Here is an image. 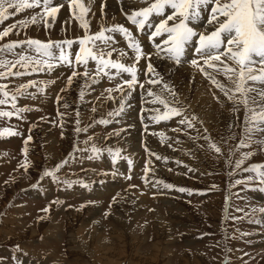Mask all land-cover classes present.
<instances>
[{"label": "rangeland", "instance_id": "obj_1", "mask_svg": "<svg viewBox=\"0 0 264 264\" xmlns=\"http://www.w3.org/2000/svg\"><path fill=\"white\" fill-rule=\"evenodd\" d=\"M59 1L62 0H53L52 4ZM127 1L121 0L116 4L112 1L117 8L118 16L108 11V0L104 1L102 8H100L99 0H80L79 3L84 8H89L83 17L87 24V32H96L102 27L110 28L115 25L131 29V24L122 18L118 8L124 7L123 11L139 8L130 3L131 1ZM146 6L148 5L144 3L142 8ZM76 8L73 21L63 18L64 10H61L55 17L49 19L48 25L41 24L37 19L35 23H31L29 19L28 26L24 27L21 25V20L25 17L23 11L9 16L8 19L0 22V26L10 19L17 18L15 27L8 36L3 37L1 43L11 38L18 41L25 37L40 41L58 39L63 36L76 38L86 32L85 28L81 27V21L76 18L81 15L80 8ZM29 11L25 9V12ZM9 12H14V9ZM209 16L210 13L201 15L202 20L205 19L208 24L205 34L211 33L217 27L215 24H209ZM29 17L32 18L33 14ZM201 23V21L190 22V26L198 28L197 25ZM66 29L68 32L64 34L63 30ZM135 30L140 31L137 27ZM112 37H114L112 40L118 39L117 35ZM22 45L25 47L26 44ZM155 58L157 57H152L149 53L148 57L144 58L152 64L154 69L152 72L147 70L149 63L145 64L141 59L137 63L142 68L138 86H134L133 89L125 88L123 91L117 90L116 93L122 94L108 98L109 100L104 96L105 100L98 98L94 104L95 110L90 108L86 110L84 101L88 102L89 99L85 100L86 96H92V99L99 90L101 94L100 82L84 80L80 76L74 78L71 90L72 93L76 90L80 105L79 108L71 107L73 114L66 117L70 119L73 115V119L79 111V114L85 111L82 117L76 116L82 123L79 127L87 128L90 133L91 128L88 125L90 121L98 126L94 127L97 129L95 133L91 132L86 136L82 134V131L73 132V125H68L70 123L67 121H64L61 127H56L49 100L41 102L38 96L36 98L31 94L26 95L36 99L37 107L41 103L37 112H30V120L34 115L45 113L47 123L38 121L32 126L36 136L33 135L30 149L37 147L35 161L40 162L39 171L38 168H33L35 165L27 171L23 169L26 171L25 174L19 171L20 168H16L19 162L17 152V146L20 145L19 137L22 136L25 125H28L25 115L21 120L8 121V125L17 129V136L0 139V154L5 159L0 163V170L4 173L0 175V184L6 182L0 185V264H219L220 253H228V249L238 258L242 256V253L244 254L242 259H236L234 264H264V214L258 211L260 207L247 206L250 200L258 205L257 198L263 197L253 191L256 197L253 198L254 196H250L248 191V196L243 197L241 202H237L238 196L242 197L246 191L244 183H237V181H244L247 165L255 159L264 160V131L246 132V128L251 125L246 123L243 105L230 101L216 84L208 80V76L214 73L217 78L222 79L223 82L220 81V83L229 89L233 87L232 83L223 71H216L203 65L198 54L194 55L192 60H198L199 67L192 63L186 65L173 63L172 65L169 60L167 63ZM132 59L135 61L134 54L131 56ZM200 67H204L205 72H202ZM182 69L189 71L193 80L187 79L185 83L184 79L179 77L182 73L177 74ZM18 70L22 71L21 68ZM22 78V75L9 77L6 75L0 81L7 82L9 79V84L3 83V85H8V89L13 94L22 97L20 92H17ZM152 79L160 83L155 85L148 83ZM61 81L62 79H59L58 83ZM140 84L144 87H140ZM165 85L168 86L167 89ZM32 87L35 88L36 85ZM250 87L264 89V86L259 84ZM149 91L165 99L170 107L179 109L181 114L171 115L169 112L171 118L160 119L159 122L151 119L153 116H162L167 110L160 104L162 113L156 111L159 108L151 100V97L156 96L148 95ZM129 92L132 97L127 99L130 97L127 94ZM141 92H144L142 98H140ZM196 99H201V104L200 101L197 103ZM121 102L124 104L121 114L110 115L120 109ZM250 106L254 105L250 104ZM104 111H108L109 119L100 116V114L104 115ZM208 113L209 116L206 118ZM176 116L181 118L174 119ZM101 120H107L109 123L106 125L99 123ZM181 120L185 123H181ZM5 125L6 122L0 119V129L6 128ZM146 125L156 126L151 134H142V137H146V141L144 140L141 145L140 154L145 160L151 156L159 167L147 176L148 180L144 178L143 182L153 188L154 190L151 188L149 190L157 192V196L151 201L139 189L127 190L124 195H120L115 200L114 207L108 214L104 215L102 208L108 195L121 184L118 178H109L106 175L92 177L93 171H86L88 163L113 167L108 164V160L106 161V156L110 155L108 149L114 153L117 149L119 150L115 161L132 158V154L137 151L138 129L143 128L146 132ZM177 125H182V134H173L172 130L177 128ZM202 127L203 131L200 129ZM158 133H162L163 136H158ZM89 137L91 142H87ZM158 137L165 142L159 141ZM242 142L251 147L249 148L248 145L241 147ZM211 144L219 147L220 152L211 148ZM89 145L95 146L100 151L98 155L94 154V158L90 161H83L84 159L75 154L68 156L70 151L79 152L82 147ZM174 146L177 149L173 150ZM246 153H253V155L245 156ZM177 158L185 164V168L178 167L183 164H179ZM238 160H243L239 167L236 163ZM65 161L67 163H64ZM46 162L47 165L44 164ZM127 163L121 160L118 166L124 167ZM58 164L62 166L55 173L56 180L44 176L46 170H52ZM81 167H85V170H73ZM12 168L15 171L9 176L8 173ZM60 171L62 173L59 174ZM158 176L163 179H156L159 178ZM49 179H52V183L48 181ZM66 182L74 183L68 187ZM164 182L173 185L175 189L168 193L169 189L164 187ZM87 184L90 187L89 191H87L88 187L82 188ZM182 186L190 190L191 194L188 191H179V187L183 188ZM87 194L93 195L97 201L99 199L98 204L86 205L74 210L54 202L50 204L49 211L45 212L44 216L42 214L43 204L49 198L57 196V200L63 197L62 203L74 202L83 197H92ZM224 194H226L225 199L221 197ZM172 199L176 201L173 200L174 203H172ZM188 200L190 203L182 202ZM225 203L228 208L224 206ZM236 210L253 214H239ZM254 216L258 217V221L262 218L260 222L262 225H254L253 223L258 221H252L249 227H240L242 231L234 239V229L239 228V225L242 226ZM95 222H98L99 227L96 226L97 224L94 225ZM232 240L236 241L232 242ZM63 247H65L64 254L61 251ZM92 256L97 259L103 256L106 259L93 261Z\"/></svg>", "mask_w": 264, "mask_h": 264}, {"label": "snow or ice", "instance_id": "obj_2", "mask_svg": "<svg viewBox=\"0 0 264 264\" xmlns=\"http://www.w3.org/2000/svg\"><path fill=\"white\" fill-rule=\"evenodd\" d=\"M141 2L146 3L148 6L141 9H133L131 14H127V19L135 25L138 29L142 30L145 25L149 22V19L153 15H163L165 18L160 21L159 24L155 25V30L151 33L150 39L155 37L166 36L162 40L164 47L157 45V48L161 52H166L168 54L167 58L180 63V58L184 53L185 44L189 41H192L194 37L198 36V47L196 48V53L201 57L203 65L208 68H213L216 71H223L226 78L232 83V88H227L224 84L216 81L214 77L209 76L213 80V83L221 89L227 96L230 101H234L237 104L243 105L245 110V120L246 123L251 126L246 128V132L251 133L252 131H264V89L250 87L249 82L252 84H261L264 85V0H141ZM52 0H16L13 3V0H0V21L6 20L11 15L20 13L21 11L33 8L36 6H43L44 16L54 17L58 11V8L52 7ZM210 5V16L209 24H215L217 27L208 34L197 33L190 26V22L197 20L201 11ZM70 7H79L81 15L76 18L81 21V27L85 28L87 32V24L84 21V14L88 9L84 8L82 4L79 3V0H72ZM10 9H14V12H9ZM167 9H171L170 14L167 12ZM75 14V13H74ZM31 23L36 22V17H32ZM173 22V23H169ZM29 21H21V25L26 26ZM12 27H15L13 25ZM11 31L10 28H5L3 32H0V39L9 35ZM107 32L120 33L128 40V46L135 53V62L133 65H125L120 62V60L113 61L111 56L116 49L113 47L110 51L105 52L101 49V46L108 48L110 46V41L114 38L112 36L106 35ZM88 42L92 47H86L85 42ZM81 45L80 52L76 54L75 61L77 64L87 63V57L93 61H98L97 75L101 72H104L105 75H110L109 69H115V75L120 73H128L131 78L123 82L124 85H127L129 89H133L134 86L138 83L137 80V68L136 63L142 58V49L138 41L133 38L131 31L122 25H115L110 28H101V30L91 36L86 35L84 38L79 40ZM21 44H26L29 49H33L37 54L42 57L55 58L58 59L61 64L67 63L69 66H72V61L69 59V54L64 51L63 46L71 47L73 44L72 40H65L59 43L42 42L37 39H27L26 41H15L9 42L0 46V52H11L15 48L19 47ZM53 47L60 49L59 57H53L51 49ZM93 49H100L98 52H94ZM83 54V57H82ZM120 57L127 55L124 52H121ZM107 57V58H106ZM260 58L257 61L255 58ZM229 61L231 63H229ZM36 66L32 67V71H52L56 65L49 63L47 59L40 60L35 59L30 56L21 55L20 58L16 61V64H19L21 67L27 68L31 64ZM192 65L200 66L198 60L193 59L191 61ZM256 63H260L261 67L257 69L254 67ZM8 61H0V65H7ZM234 65V66H233ZM15 66V65H13ZM148 72L154 71L152 64L149 62L147 66ZM202 72H205L204 67H200ZM23 72H12L9 70L7 73H0V77L5 75H24ZM208 75L207 73H205ZM79 75L77 72H73L72 76H69V83L74 76ZM87 75V71L84 73ZM95 82V81H94ZM150 84H158L160 81L152 79L149 80ZM35 86L34 82H30L27 85H22L21 89H26L28 87ZM144 87L143 84L139 85ZM6 85H0V93L4 97L8 96V92L4 89ZM165 85V89H167ZM118 91H123L121 85H117ZM19 89L17 92L19 93ZM43 91V89H40ZM111 92L112 90H107ZM231 92V95H229ZM130 95L131 93H127ZM83 95V94H82ZM148 95L156 96V100L153 101L159 102L167 110L162 116L156 117L153 116L151 119L159 122L160 119H170L172 115H180V111L177 108L170 107L169 103L160 97L159 95L149 91ZM15 99V97H13ZM59 99V97H57ZM6 100H0V104H4ZM254 105V106H250ZM124 109V104L121 102V107L118 111L110 113V115L118 116ZM26 108L17 109V113L27 111ZM95 110V109H93ZM159 111L158 109L156 110ZM12 112L0 111V117H11ZM107 120H101L99 123H108ZM185 123L184 120L180 121ZM79 123V121H77ZM90 126V125H89ZM191 127V124L189 123ZM75 131H87V128L77 127ZM3 133H8L9 135H16L14 131H11L8 128L2 130ZM163 136V134H160ZM91 137H89V140ZM31 140V136L25 140V144ZM241 147H246L247 145L243 142L240 145ZM216 152H220V148L215 144L210 145ZM27 153L28 149H23ZM92 151L95 155H98L99 150L92 147ZM110 155L114 156L113 162L115 163V158L119 155V150L117 149L115 153L111 149H108ZM253 153H246L245 156H251ZM94 158L90 156L89 159ZM159 159V157H157ZM64 163H67L66 161ZM129 165L132 164V161H128ZM237 167L243 163V160H238ZM62 165L58 164L52 170H46L44 173L45 177H50L53 180H56L55 175L56 171ZM257 168H264V165H253L250 170L255 171ZM149 171V168L146 164L145 173ZM260 179L257 183L264 184V172L258 173ZM129 179L131 177H128ZM251 179V177L249 178ZM246 181H237V183H245ZM68 187L72 186L74 182H66ZM86 186V185H85ZM155 186V185H154ZM36 187V185H33ZM165 188L171 189L174 186L171 184H164ZM181 192L188 191L191 194L190 190L185 188L178 189ZM42 211L48 212L49 208L46 207ZM260 213L264 214V208L258 210ZM259 222V221H258Z\"/></svg>", "mask_w": 264, "mask_h": 264}, {"label": "bare ground", "instance_id": "obj_3", "mask_svg": "<svg viewBox=\"0 0 264 264\" xmlns=\"http://www.w3.org/2000/svg\"><path fill=\"white\" fill-rule=\"evenodd\" d=\"M85 1V0H84ZM92 1V0H91ZM95 1H97V0H95ZM113 1V0H112ZM112 1L111 0H108V11H110V12H112V14L114 13V14H117L116 13V7L113 5V3H112ZM121 0H117V2L119 3ZM128 1H131L130 3H132L136 8H139V9H141L142 8V5L144 4L143 2H141V0H128ZM127 1V2H128ZM123 3H124V1H123ZM88 5V4H87ZM86 5V6H87ZM122 5V4H121ZM119 6V5H118ZM124 6V5H123ZM88 8V7H87ZM124 8V7H123ZM89 9V8H88ZM131 11V10H130ZM167 11H169V10H167ZM118 15V14H117ZM117 15H115L116 17H117ZM110 16H111V13H110ZM114 16V15H113ZM112 16V17H113ZM119 16V15H118ZM207 16V15H206ZM121 18V17H120ZM119 19V18H118ZM117 22V21H116ZM119 22V21H118ZM192 23H195V21H192ZM196 27V26H195ZM197 29V28H196ZM159 60H161L162 62H167L168 63V59H166L167 57H164V58H162V57H157ZM157 58H155V59H157ZM154 59V60H155ZM166 64V63H165ZM160 65V64H159ZM172 65H173V63H172ZM176 65V64H175ZM163 67H164V65H163ZM166 67V66H165ZM180 67V66H179ZM170 68V67H169ZM171 70V69H170ZM166 71V70H165ZM179 73H182V75L180 76L179 75V77L181 78V79H184V82L186 83L187 82V79H189V80H193V76L189 73V71H186L185 69L183 70H181L180 72H177V74H179ZM167 74V73H166ZM144 77V76H143ZM147 79V78H146ZM197 80V79H196ZM92 97V96H91ZM197 98H199V97H197ZM201 98V97H200ZM197 100V99H196ZM200 101V104H201V99H198L197 100V103ZM194 102V101H193ZM204 102V101H203ZM197 108V107H196ZM224 110V109H223ZM228 111V110H227ZM223 113H224V111H223ZM229 113V112H228ZM208 116H209V113L208 114H206V118H208ZM119 138V137H118ZM49 141V140H48ZM133 143H134V141H133ZM48 145H50V143L48 142ZM132 147V146H131ZM133 147H134V145H133ZM137 147V146H136ZM174 150V149H173ZM99 191V190H98ZM168 198V197H167ZM158 211V210H157ZM168 214V213H167ZM170 214V213H169ZM74 215V214H73ZM159 215V214H158ZM76 217V216H75ZM154 217V216H153ZM161 217V216H160ZM161 219V218H160ZM74 220H76V219H74ZM154 220V219H153ZM152 220V221H153ZM162 220V219H161ZM163 222V221H162ZM153 223V222H152ZM154 223H156V222H154ZM97 224V225H96ZM81 225V224H80ZM94 225H96L97 227H99L98 226V222L96 223H94ZM156 225V224H155ZM94 227V226H93ZM102 227V226H101ZM131 230V229H130ZM129 230V231H130ZM119 231V230H118ZM11 233V232H10ZM136 234V233H135ZM162 234V233H161ZM96 235V234H95ZM141 236V235H140ZM71 237V236H70ZM102 240V239H101ZM106 241V240H105ZM103 242V241H102ZM96 243V242H95ZM97 244V243H96ZM109 244V243H108ZM82 245V244H81ZM94 246H97V245H94ZM99 246V245H98ZM101 247H103V246H101ZM105 247V246H104ZM138 247V246H137ZM94 248H96V247H94ZM100 248V247H99ZM108 248V247H107ZM106 248V249H107ZM73 249V248H72ZM105 249V248H104ZM98 250V249H97ZM73 251H74V249H73ZM108 251V250H107ZM169 252V251H168ZM174 252V251H173ZM96 253H97V251L95 252V253H93L94 255H96ZM102 253H103V251H102ZM106 254H107V252H106ZM51 255V254H50ZM187 255V254H186ZM93 257V256H92ZM100 257V256H99ZM106 258L105 257H103V256H101L99 259H97V258H95V257H93V261H95V260H105ZM111 260V259H110ZM74 261V260H73ZM120 262V261H119ZM118 262V263H119ZM132 263V262H131Z\"/></svg>", "mask_w": 264, "mask_h": 264}, {"label": "built area", "instance_id": "obj_4", "mask_svg": "<svg viewBox=\"0 0 264 264\" xmlns=\"http://www.w3.org/2000/svg\"><path fill=\"white\" fill-rule=\"evenodd\" d=\"M1 158H0V163H2L5 159H3V157L2 156H0ZM1 172H0V175H4V173L2 172V170H0ZM10 171H11V169H10ZM7 174V173H6ZM11 174V173H10ZM9 175V174H8Z\"/></svg>", "mask_w": 264, "mask_h": 264}]
</instances>
